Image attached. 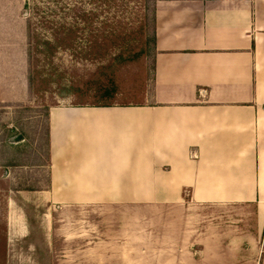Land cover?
Listing matches in <instances>:
<instances>
[{"label": "rangeland", "instance_id": "rangeland-1", "mask_svg": "<svg viewBox=\"0 0 264 264\" xmlns=\"http://www.w3.org/2000/svg\"><path fill=\"white\" fill-rule=\"evenodd\" d=\"M154 4L0 0V51L15 49L23 28L27 55L25 99L0 102V264H260L253 202L59 200L48 192L49 108L143 102Z\"/></svg>", "mask_w": 264, "mask_h": 264}, {"label": "crops", "instance_id": "crops-1", "mask_svg": "<svg viewBox=\"0 0 264 264\" xmlns=\"http://www.w3.org/2000/svg\"><path fill=\"white\" fill-rule=\"evenodd\" d=\"M22 29L0 51V102L25 99ZM47 121L53 198L253 202L264 237V0H155L144 101L53 105Z\"/></svg>", "mask_w": 264, "mask_h": 264}]
</instances>
